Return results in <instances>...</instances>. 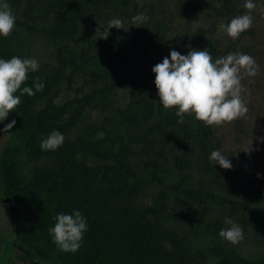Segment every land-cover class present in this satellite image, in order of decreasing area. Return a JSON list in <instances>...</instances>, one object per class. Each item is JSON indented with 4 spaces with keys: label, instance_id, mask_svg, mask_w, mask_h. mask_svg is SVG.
Segmentation results:
<instances>
[{
    "label": "trees",
    "instance_id": "16d2710c",
    "mask_svg": "<svg viewBox=\"0 0 264 264\" xmlns=\"http://www.w3.org/2000/svg\"><path fill=\"white\" fill-rule=\"evenodd\" d=\"M5 2L17 18L12 34L0 36V59L25 58L26 22L48 25L44 34L55 43L53 69L29 72L22 85L35 91L38 77L43 91L21 96L6 122L16 124L0 145V188L15 209L20 244L46 264H264V213L258 208L264 187L244 184L234 191L223 181L209 159L215 149L210 126L194 114L181 124L178 109L165 110L160 100L155 104L140 91L122 108L112 103L110 95L125 83L118 68L135 67L132 49L151 30L159 33L161 24L148 11L146 25L132 22L145 12L143 0ZM236 2L210 0L205 6L227 23ZM198 7H185V14ZM86 15L99 23L101 33L112 19H120L123 29L111 28L107 39L95 35L87 51L75 50L69 42ZM207 50L218 53L212 37ZM77 73L87 76L89 90L56 104L60 81L70 82ZM94 104L112 115L70 136ZM53 131L63 134L62 146L41 150ZM194 176L196 183L186 185ZM75 210L87 220V231L76 253L62 252L49 230L58 214ZM225 218L263 252L251 258L237 253L219 236L231 227Z\"/></svg>",
    "mask_w": 264,
    "mask_h": 264
},
{
    "label": "rangeland",
    "instance_id": "374dc122",
    "mask_svg": "<svg viewBox=\"0 0 264 264\" xmlns=\"http://www.w3.org/2000/svg\"><path fill=\"white\" fill-rule=\"evenodd\" d=\"M206 1L210 0H143L142 7L150 12L154 19L161 24L159 33L151 30L148 37L141 39L131 51L133 66L118 68V73L125 79V83L118 87L111 95L112 103L124 107L130 94L140 91L153 100L155 104L159 101L155 87V74L152 68L161 63L165 57L170 58V52L176 50L182 55H187L191 50L207 49V39H214L217 54H211L213 61L226 56L228 53L247 54L254 58L258 74L247 76L243 71L241 85L244 91L241 93L243 102L248 107V113L231 123L221 126H210L211 141L229 159L232 168L225 170L211 160L213 166L220 172L225 181L234 191L240 185L249 187H264V0H253L256 5L250 13L253 18L252 27L243 32L236 40H232L224 30L229 22L217 18L209 8ZM246 0H237L235 15L248 14L244 8ZM198 3L199 7L195 12L185 14V7ZM214 4V2H212ZM17 18V12L13 11ZM142 13V12H141ZM139 13V14H141ZM233 16V17H234ZM232 17V18H233ZM231 18V19H232ZM140 23H137L139 26ZM147 24L146 19L142 22ZM48 25L40 22H26L21 28L22 38L26 42L24 50L25 58H34L38 61L39 67L45 71H51L54 67V41L49 40L44 29ZM135 29H138V27ZM100 32L102 27L91 16L86 15L80 20V30L74 40H70L71 47L75 50L89 48L90 39L97 35L96 29ZM68 69L65 70L67 72ZM88 78L77 73L72 81L62 79L57 86L58 93L55 98L56 104L71 99L73 96H80L90 88L85 85ZM161 114L158 108L156 116ZM112 110L100 109L98 104L86 108L81 117L80 123L72 130L70 136L79 132L84 124L99 126L104 118L110 117ZM101 134V133H99ZM0 136V145L3 137ZM250 149L249 152H246ZM259 174V178L258 175ZM197 177L186 183L194 185ZM264 213V202L258 206ZM226 229V227H224ZM237 253L246 258L256 257L263 252V246L249 240V235L244 234V239L237 245H233ZM38 264H46L39 261Z\"/></svg>",
    "mask_w": 264,
    "mask_h": 264
},
{
    "label": "clouds",
    "instance_id": "9594fccd",
    "mask_svg": "<svg viewBox=\"0 0 264 264\" xmlns=\"http://www.w3.org/2000/svg\"><path fill=\"white\" fill-rule=\"evenodd\" d=\"M256 5L253 0H246L244 8L248 14L234 16L224 27L227 35L236 40L249 30L253 24L251 12ZM146 17L143 13L134 16L132 22L142 23ZM16 26V16L9 3L0 0V36L7 38ZM123 29L120 19H112L107 29L101 33L96 29L101 39H107L109 29ZM257 65L252 56L241 53H228L226 56L213 61L210 52L205 50H191L182 55L176 50L170 52V58L165 57L161 63L152 68L155 74V87L160 104L165 110L178 109L176 116L179 123H184L185 115H193L206 126H221L244 117L249 109L241 98L244 91L241 85V72L247 76H256ZM39 69V63L34 58L0 59V121H4L9 112L21 104V96H34L44 89V84L35 83V91L31 87H22L28 79L29 72ZM19 92V95L16 93ZM16 124L15 120L7 124L4 131H9ZM64 136L59 131H53L41 142V150L55 151L62 146ZM250 149L246 152H249ZM210 160L216 161L221 168L229 170L232 164L219 150L211 152ZM258 178H259V174ZM56 223L49 230L53 242L58 249L66 253H76L87 231V220L79 210L71 215L60 213L55 217ZM230 228L221 229L219 236L232 245L239 244L244 239L243 229L230 218H225Z\"/></svg>",
    "mask_w": 264,
    "mask_h": 264
},
{
    "label": "flooded vegetation",
    "instance_id": "af4514ba",
    "mask_svg": "<svg viewBox=\"0 0 264 264\" xmlns=\"http://www.w3.org/2000/svg\"><path fill=\"white\" fill-rule=\"evenodd\" d=\"M3 194L0 188V264H38L42 260L20 244L15 212H9Z\"/></svg>",
    "mask_w": 264,
    "mask_h": 264
},
{
    "label": "water",
    "instance_id": "95a60500",
    "mask_svg": "<svg viewBox=\"0 0 264 264\" xmlns=\"http://www.w3.org/2000/svg\"><path fill=\"white\" fill-rule=\"evenodd\" d=\"M8 117V116H7ZM6 122H7V118L4 121H0V136H2L4 134V128L6 126ZM2 200L4 201V203L8 206V210L10 213H14L15 209L14 207L10 204V202L8 201V199L5 197V195H2Z\"/></svg>",
    "mask_w": 264,
    "mask_h": 264
}]
</instances>
